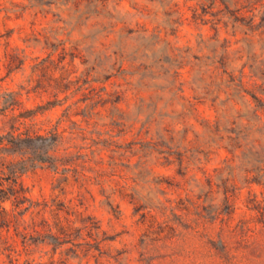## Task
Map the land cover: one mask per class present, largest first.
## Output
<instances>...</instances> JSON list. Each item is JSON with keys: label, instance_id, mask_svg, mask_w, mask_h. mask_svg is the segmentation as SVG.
<instances>
[{"label": "rangeland", "instance_id": "374dc122", "mask_svg": "<svg viewBox=\"0 0 264 264\" xmlns=\"http://www.w3.org/2000/svg\"><path fill=\"white\" fill-rule=\"evenodd\" d=\"M263 14L264 0H0V137L58 132L63 164L9 168L24 199L4 205L0 264H207L192 228L218 232L199 214L227 190L234 223L263 228L255 104L207 73L224 60L264 84L250 77L264 27H248ZM20 158L0 155V190Z\"/></svg>", "mask_w": 264, "mask_h": 264}, {"label": "trees", "instance_id": "16d2710c", "mask_svg": "<svg viewBox=\"0 0 264 264\" xmlns=\"http://www.w3.org/2000/svg\"><path fill=\"white\" fill-rule=\"evenodd\" d=\"M107 1V0H104ZM248 27L251 31L255 32L258 29L264 27V14L261 17L260 24L256 23V16H253L250 19ZM178 62V60H174ZM216 62H212L211 65H215ZM219 66H216L212 69H209L207 72L210 74L211 78H219L226 76V84L234 86V91L236 93H243V97L247 98L248 96L253 100L255 104L252 107V112L254 117L258 120L257 131H264V126L261 125L262 118L264 116V100L258 95H264L262 87L264 84L258 85L254 84L253 90H248L244 79L246 77L245 68L242 71H239V74H236V71L232 68L230 62L220 60L218 62ZM210 65V66H211ZM251 79L264 80V61L254 62L250 66ZM207 73L200 76V81L204 82V78ZM179 75H175L174 83H176ZM223 80V79H222ZM257 91V92H256ZM262 91V92H261ZM235 94H230V97H234ZM11 97V96H9ZM17 100L13 99L12 104L7 105L11 110L15 109L17 106ZM252 106V103H250ZM6 105V104H5ZM8 108H0V115ZM242 116V115H240ZM252 132V129H249V126L246 125L244 129L240 132V135L245 136L246 140H249V134ZM60 135L58 132H54L49 136H31L28 133H11L0 137V155H14L19 156L20 161L15 163H9L10 165L1 164L5 170L10 171L9 168L21 167L23 171L36 167L38 164L49 163L54 168H59L63 166L60 160L53 155V152H56V147L59 144ZM249 155L251 161L254 162V169L250 173L255 172L257 174L256 181L257 183L264 182V150L263 148L254 141L250 143ZM161 146H164L161 144ZM52 153V154H51ZM178 161L180 165L184 163V155L180 154ZM3 168V169H4ZM11 177L8 180L10 181V187L8 189L0 190V221L6 219L9 215V211L4 207V205L10 201L11 197H15V206L18 208L22 205L23 197L14 196V187L11 184H17V175L19 171H10ZM15 177V179L13 178ZM220 184L216 185L219 190L226 189L225 181H223L222 176L218 177ZM212 186V185H211ZM224 200L221 206H209L208 210L205 211V215L199 214L201 219H210L212 224L219 225V230L213 235L205 234L207 223H198L196 222L195 227L192 228L194 231V236L197 240L200 241V249L203 250L204 258L208 261L207 264H252L253 262H259V264H264V226L263 228H258L257 224H253L249 221H241L239 223H234L232 217L235 214V204L234 196L230 192L224 191ZM255 211H257L264 225V209L260 210L259 205L254 206ZM200 227H203L202 231ZM62 235H65L64 233ZM184 236L181 233L179 236ZM52 241L58 243L59 240L54 236H49ZM206 240V241H205ZM53 242V243H54ZM256 254V256H255Z\"/></svg>", "mask_w": 264, "mask_h": 264}]
</instances>
